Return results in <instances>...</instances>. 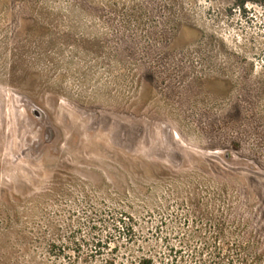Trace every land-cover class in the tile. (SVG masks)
I'll return each mask as SVG.
<instances>
[{
  "label": "rangeland",
  "instance_id": "374dc122",
  "mask_svg": "<svg viewBox=\"0 0 264 264\" xmlns=\"http://www.w3.org/2000/svg\"><path fill=\"white\" fill-rule=\"evenodd\" d=\"M264 264V9L0 0V264Z\"/></svg>",
  "mask_w": 264,
  "mask_h": 264
},
{
  "label": "trees",
  "instance_id": "16d2710c",
  "mask_svg": "<svg viewBox=\"0 0 264 264\" xmlns=\"http://www.w3.org/2000/svg\"><path fill=\"white\" fill-rule=\"evenodd\" d=\"M234 3L239 9H243L248 4L257 5L264 9V0H234ZM106 264L118 263H116L115 261H109ZM139 264H154V262L151 259H143Z\"/></svg>",
  "mask_w": 264,
  "mask_h": 264
}]
</instances>
